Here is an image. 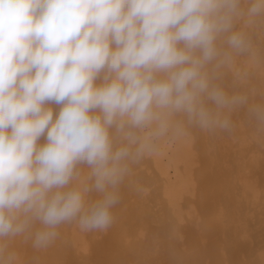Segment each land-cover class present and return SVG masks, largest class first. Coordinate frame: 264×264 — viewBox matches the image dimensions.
<instances>
[{
    "label": "clouds",
    "instance_id": "1",
    "mask_svg": "<svg viewBox=\"0 0 264 264\" xmlns=\"http://www.w3.org/2000/svg\"><path fill=\"white\" fill-rule=\"evenodd\" d=\"M256 21L264 0H0V264L25 234L107 231L164 142L232 135L237 111L264 132V99L222 71L256 56Z\"/></svg>",
    "mask_w": 264,
    "mask_h": 264
},
{
    "label": "bare ground",
    "instance_id": "2",
    "mask_svg": "<svg viewBox=\"0 0 264 264\" xmlns=\"http://www.w3.org/2000/svg\"><path fill=\"white\" fill-rule=\"evenodd\" d=\"M241 24L256 56L224 68L223 84L260 101L264 23ZM233 118L232 135L193 131L136 166L107 231L65 225L42 251L27 234L7 241L18 264H264V132Z\"/></svg>",
    "mask_w": 264,
    "mask_h": 264
}]
</instances>
